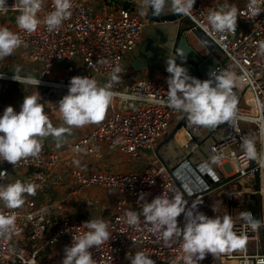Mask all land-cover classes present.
<instances>
[{"label": "built area", "instance_id": "obj_1", "mask_svg": "<svg viewBox=\"0 0 264 264\" xmlns=\"http://www.w3.org/2000/svg\"><path fill=\"white\" fill-rule=\"evenodd\" d=\"M101 2L100 10L94 11L81 0H72L71 16L60 28L49 32L41 24L35 33L28 34L16 25V17L20 15L17 0H0V26L18 33L23 40L12 56L17 53L23 67L24 64L39 66L37 76L32 78L39 79L40 84H21L36 90L43 88L42 94L52 95L49 101L43 100L41 95L39 101L44 104L52 124L57 100L68 93L72 77H89L99 86H105L111 82L113 69L118 66L122 70L125 55L134 51L141 41L145 26L143 11L129 0ZM248 2L243 0L237 8L235 32L211 30L207 16L213 10L207 0H195L191 14L181 15L188 20L191 29L204 34L223 55L225 62L218 64L214 72L231 70L238 77H245L233 88L239 118L234 124L225 122L214 127L216 130L225 128L226 134L213 141L212 133L198 144L193 140L198 126L186 128L183 159L170 170L155 154L144 172L94 170L90 167L92 163L85 161L81 162V169L75 166L78 160L87 157L99 161L108 152L137 161L139 151L154 150L167 135L173 116L180 112L166 103L170 74L165 63L163 73L157 78L138 80L131 85L113 83L114 98L105 118L91 124L83 135L74 139L70 151L60 154L42 138L43 147L38 157L21 160L15 166L0 161V171L7 172L0 184L13 183L7 178L21 174V182L35 183L39 185L37 191H41L58 182L62 172H67L79 191L91 186L109 190L112 194V214L107 222L110 239L89 249L94 264H130L126 257L138 251L145 252L155 264H184L182 240L173 237L166 242L162 233L155 232L141 214L143 203H150L164 192L170 198L182 194L186 210L196 205L195 210L209 218H214V212L208 211L206 205L210 192H223L230 210L242 206L250 195H257L260 200L258 220H264V166L257 160H247L241 149L242 138L250 137L255 140L258 156L264 154V54L258 51L260 43L264 42V2L256 17L250 15ZM53 10V0H43L37 16L43 20ZM54 68L60 75L51 78ZM0 76H3L0 81L17 82L12 79L13 74L2 70ZM7 106L0 100V116ZM13 108L20 111V107ZM201 150H206L212 166L204 159L191 163L189 156L199 155ZM213 157L218 160L213 162ZM7 163L9 166H4ZM141 193L145 194L143 201L139 199ZM24 199V205L17 209H8L0 202V214L16 217L11 236L0 237V264H39L40 253L48 249L63 251L65 246H71L73 236L83 235L88 230L82 221L59 212L56 204H38L30 198ZM129 211L139 215L138 225L126 222ZM232 214L230 211L228 215ZM231 217L233 230L245 242L244 248L213 258L219 263L264 264V227L253 230L241 218ZM177 220L178 226L183 228L184 214ZM24 240L27 245L23 244Z\"/></svg>", "mask_w": 264, "mask_h": 264}, {"label": "clouds", "instance_id": "obj_2", "mask_svg": "<svg viewBox=\"0 0 264 264\" xmlns=\"http://www.w3.org/2000/svg\"><path fill=\"white\" fill-rule=\"evenodd\" d=\"M262 2L264 0H249L247 8L252 17L261 12ZM17 3L20 15L16 17V25L28 34L35 33L41 24L52 32L71 16L72 0H53L54 10L43 20L37 16L43 0H17ZM168 4L169 0H141L140 6L151 9L153 16H160ZM194 4L195 0H171V9L178 15L187 16L191 14ZM237 19L238 9L234 5L210 11L207 16L208 25L217 33L235 32ZM22 44L23 40L18 33L0 26V60L12 56ZM258 51L264 54V42L260 43ZM166 64V71L170 74L167 79V106L185 113L189 126L214 128L225 122L234 124L239 118L233 88L242 83L245 77H238L231 70H221L219 73H209V79L201 81L191 77L187 69L177 64L174 58L167 59ZM19 71V68L15 70L12 76L14 81L36 86L40 84L39 79L31 76L20 77ZM119 72L120 67L114 68L111 82L105 86H99L95 79L89 77L74 76L70 79L68 93L57 103L60 118L67 127L53 126L44 104L39 102V92L24 96L19 112L12 106H7L0 116V161L15 166L21 160L39 156L43 147L42 138L54 137L59 147L62 138L71 129L101 122L113 102L114 93L111 88L113 83L119 82L116 75ZM241 149L247 160H257L264 166V154L258 156L253 138L243 137ZM217 160L218 157H213V162ZM6 174V171H0V179ZM38 187L35 183L19 180L7 185L0 184V202L8 209L20 208L25 203V194L35 196ZM144 195L140 194L141 201L144 200ZM185 205L182 194H175L170 198L164 192L150 203H143L141 210L144 219L152 225L155 232L162 233L166 242L173 237L182 240L184 264H197V261H202L209 253L218 256L243 250L245 242L233 230L234 222L230 215L209 218L196 211V205L187 210ZM181 214L185 218L183 228L178 226L177 220ZM126 216L129 225H138L137 212L129 211ZM240 218L253 230L264 227V220L255 219L251 212H241ZM15 221V215L0 214V237L11 236L15 230ZM83 226L88 231L83 235L73 236L71 246L64 248L61 264H94L89 249L109 241V226L103 219H90ZM126 258L130 260V264H155L143 251Z\"/></svg>", "mask_w": 264, "mask_h": 264}, {"label": "crops", "instance_id": "obj_3", "mask_svg": "<svg viewBox=\"0 0 264 264\" xmlns=\"http://www.w3.org/2000/svg\"><path fill=\"white\" fill-rule=\"evenodd\" d=\"M129 1L134 3L138 10L144 12L145 26L142 32L141 41L137 46V48L134 51L126 54L124 57L122 70L120 75L118 76L119 81L122 84L131 85L136 83L138 80H142L146 78L147 79L157 78L163 73V66L166 63V60L169 58L176 59L177 64H180L183 67H185L188 71V74L191 77L200 79L201 81L209 79V73L214 72L218 64H223L225 62V59L221 54L220 50L204 34H202L197 30L191 29L189 22L186 18L180 17L179 21H177V19H179L177 17L175 21L167 20L160 22H151L146 19V15L148 12L147 8H141L140 6L141 0H129ZM242 2L243 0H240V5L242 4ZM99 4L101 7L102 4L101 0H99ZM207 4L213 11L220 10L224 6L222 0H207ZM239 6H237V8ZM172 13L174 12L172 11L171 3L169 2L168 6L165 7L163 14H172ZM11 60L12 62L10 61L11 64L10 66L16 68L17 64H15L16 63L15 59H11ZM18 63H19L18 65L21 66V63L20 62ZM1 67L2 68L7 67V65H1L0 68ZM21 67L24 69L23 66ZM37 68H39V66L35 67L36 71H38ZM6 70L8 69L6 68ZM10 73H12L11 70ZM18 75L20 76L24 75L25 77H29V76L35 77L32 73L22 74L19 72ZM1 82L3 83L7 81H0V83ZM9 82H10L9 84H11L13 87L16 86L18 89L23 88L28 91L29 88H31L21 83L12 82V81ZM11 106L20 107L21 105L20 106L11 105ZM174 120H178V123L176 124V127L172 131L174 132L172 136L174 137V140H172L171 142L176 144V146L178 147V151H177L178 155L176 156H180L179 160L176 159L177 157L175 158L174 160V164H175V162L178 163L183 159L184 156L183 144L187 143V140L184 136V131L186 128H189L190 126L187 121V115L182 111H180L179 113L173 116L170 124L174 122ZM212 133L214 134L212 135ZM226 133L227 132L223 127L220 128L219 130H216L214 128L198 126V130L193 133V140L194 142L201 144L202 140L207 136L212 135L214 139L213 141H215L219 139L221 135ZM81 135H83V133ZM179 135H181V137ZM155 148L153 151L150 150L151 152H153L150 161L153 159ZM160 153L161 152L159 151V155ZM206 155H207L206 150H204V152H202L201 150L199 152V155L193 153L192 155L189 156V159L191 160V163L194 164L201 162L202 159L207 160L208 162V158L206 157ZM113 160H115L114 156L111 159H108V162H111ZM150 161L148 164L143 165L142 157L139 155V160L134 161L137 162L136 168L130 167L128 165H122V163H120L117 160H115L113 163V164L116 163V165H111L112 164L111 163L107 168L110 170V172H144L148 169ZM175 165H173L172 167H174ZM97 167L98 165H96V167L93 169L94 170L100 169V167L99 168ZM63 173H66V175L69 176L67 172H62L61 176ZM18 175L19 176L15 174L14 177L10 178V181H12V179L21 181V174ZM69 181H70L69 183L72 185L70 179ZM41 191H37L36 195L32 196L35 199L30 197L27 198H30L31 200L35 201L38 204L48 202L47 199L46 200L37 199L39 194H41ZM110 198H111V214H112V194H110ZM206 205L208 211H213V212L215 211L212 214L214 215V218H215V213L219 208H220L219 210L221 211L223 210L224 215H228L230 212L229 206L226 204L224 200L223 192L219 190L210 192L206 200ZM1 206H4V204L2 203ZM77 219L80 220L79 218ZM23 244L27 245L25 240L23 241ZM59 256H62V259H60ZM63 258H64L63 254H61V252H59L58 249H48L40 253V258L38 259V262L39 264H61Z\"/></svg>", "mask_w": 264, "mask_h": 264}, {"label": "rangeland", "instance_id": "obj_4", "mask_svg": "<svg viewBox=\"0 0 264 264\" xmlns=\"http://www.w3.org/2000/svg\"><path fill=\"white\" fill-rule=\"evenodd\" d=\"M81 1L84 4L90 6L94 11H99L101 8L99 4V0H81ZM222 3L224 6L234 5L237 8V6L240 5V0H222ZM11 59H15L16 61L15 64H17L16 68L10 66L11 65L10 61L12 62ZM18 62H19V58H18L17 53H15V56H12L9 59L0 60V65H7V67H3V68L1 67L0 70H3V72L6 74H11L10 73V70H11L12 74H14L17 68L19 69L21 68L19 71L20 73L22 74L32 73L34 76H37L38 71H36L35 69V67L37 66H33V64H24V69H23L21 67L22 65L21 66L18 65L19 64ZM6 68L8 70H6ZM37 69L39 70V68ZM54 72L55 74L54 76H51V78H54L60 75L58 69L54 68ZM21 76L24 77V75H21ZM9 83H10L9 81L0 83V100L9 106L11 105L20 106L23 102L24 96H31L37 92L40 93V96L41 95L43 96V100L49 101L52 97L51 94H42V92H44L43 88H39L38 90H36L31 87L27 91L23 88L18 89L16 86L13 87ZM59 100H57V103L59 102ZM57 103H56L54 114H53L54 115L53 126L54 127H61V126L67 127V125H65L62 119L60 118V114L58 111L59 106ZM177 123H178V120H174V122L170 124L168 133L164 138L169 136V134L176 127ZM88 128H89V125H86L81 128L71 129L70 133H66L64 135L59 147L57 146V142L54 137L49 136L44 139L50 147H54L56 151H58L60 154H64L65 152L70 151V145L72 141L75 138L79 137L82 133L87 131ZM164 138L161 139V141L164 140ZM172 140H174V137H172L169 142H171ZM169 142L165 144L164 146H162L159 151L161 152L160 157L162 158L163 162L165 163V165H167L168 169L170 170L171 167L177 163L175 162L174 164L175 158L177 157L176 159L179 160L180 156H176L178 155L177 153L178 147L176 146V144L172 142L169 143ZM105 154H106V157L99 161H96L92 157L83 158L81 160H78L75 163V166L81 169L82 168L81 162L85 161V162H89L90 164L92 163V165L90 166L91 168H95L96 165H98L97 168L100 167L102 171H110L107 167H109L111 163H112L111 165H116V163L113 164L115 160L122 163V165H128L134 168H136L137 166V162L132 161L129 157L125 155H119L115 152H108ZM152 154L153 152H151L150 150L139 151V155L142 157L143 165L144 164L146 165L149 163L150 159L152 158ZM113 156L115 157V160L108 162V159H111ZM208 163L212 166V163L210 162V160L208 161ZM4 166L8 167L9 164L8 163L4 164ZM68 177L69 176H67L66 173H63L61 176V180L59 182L56 181L55 183H51L45 190L41 191V194H39L37 199H40V200L47 199V201L53 204H56V208H59V212L69 213L70 215H73L79 219L81 218L80 220H82V222H86L90 219H93V220L103 219L105 222H107L111 216V198H110L109 190L101 189L97 186H91L90 188L85 189L84 191H79L78 189L74 187L73 184L71 185L69 183L70 181ZM10 178L11 177H8L7 179L9 180ZM16 181H17L16 179H12L11 182L14 183ZM3 185H5V183ZM25 196L33 198L32 196H29L27 194H25ZM219 209H217L215 213V217L224 216L223 210L221 211ZM230 211L233 212L231 216L240 217V215L237 214L236 209H233ZM59 252H61V254H63L64 256V250L63 251L59 250ZM59 258L62 259V256H59ZM197 262L202 263V264H221L217 262L213 258V255L210 253L206 254L205 258L202 261H197Z\"/></svg>", "mask_w": 264, "mask_h": 264}, {"label": "water", "instance_id": "obj_5", "mask_svg": "<svg viewBox=\"0 0 264 264\" xmlns=\"http://www.w3.org/2000/svg\"><path fill=\"white\" fill-rule=\"evenodd\" d=\"M147 10H148V12H147V15H146V19L148 21H151V22H160V21H167V20H174L175 21L177 17L178 18L181 17V15H178L176 13H172V14H162L160 16H153L151 9H148L147 8ZM173 134H174V132H172L169 136H167L166 138H164V140H162L161 142H159L158 145L156 146L155 151H154V154L160 160H162V159H161V157L159 155V150H160V148L163 145H165L167 142H169V140L172 138Z\"/></svg>", "mask_w": 264, "mask_h": 264}, {"label": "trees", "instance_id": "obj_6", "mask_svg": "<svg viewBox=\"0 0 264 264\" xmlns=\"http://www.w3.org/2000/svg\"><path fill=\"white\" fill-rule=\"evenodd\" d=\"M246 211L251 212L255 219H259L260 200H259V197L257 195H250L248 198H246L243 205L236 209V212L239 215L241 212H246Z\"/></svg>", "mask_w": 264, "mask_h": 264}, {"label": "bare ground", "instance_id": "obj_7", "mask_svg": "<svg viewBox=\"0 0 264 264\" xmlns=\"http://www.w3.org/2000/svg\"><path fill=\"white\" fill-rule=\"evenodd\" d=\"M179 136L181 137V135H179ZM221 264H235V262H233V261H223Z\"/></svg>", "mask_w": 264, "mask_h": 264}]
</instances>
